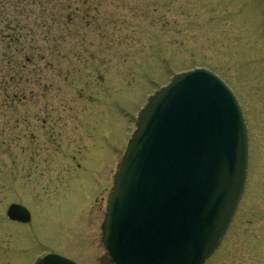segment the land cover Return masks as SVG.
Segmentation results:
<instances>
[{
  "label": "rangeland",
  "instance_id": "374dc122",
  "mask_svg": "<svg viewBox=\"0 0 264 264\" xmlns=\"http://www.w3.org/2000/svg\"><path fill=\"white\" fill-rule=\"evenodd\" d=\"M101 8L103 19L86 22L78 37L67 30L54 48L45 44L24 99L0 100V264L49 253L96 264L137 113L172 76L194 68L232 91L248 136L241 199L204 264H264V0H117ZM12 203L28 210V224L7 220Z\"/></svg>",
  "mask_w": 264,
  "mask_h": 264
},
{
  "label": "water",
  "instance_id": "95a60500",
  "mask_svg": "<svg viewBox=\"0 0 264 264\" xmlns=\"http://www.w3.org/2000/svg\"><path fill=\"white\" fill-rule=\"evenodd\" d=\"M107 201L102 246L114 264H204L241 199L248 136L236 97L194 68L173 76L138 112ZM11 221L30 213L7 207ZM37 264H76L47 254Z\"/></svg>",
  "mask_w": 264,
  "mask_h": 264
},
{
  "label": "trees",
  "instance_id": "16d2710c",
  "mask_svg": "<svg viewBox=\"0 0 264 264\" xmlns=\"http://www.w3.org/2000/svg\"><path fill=\"white\" fill-rule=\"evenodd\" d=\"M116 3L117 0H0V100L24 99L25 87L32 84L29 75L35 68L34 61L43 57L39 52L45 44L53 43L54 48L67 30L71 37H78L86 22L103 19L102 4ZM54 52L59 53L56 49Z\"/></svg>",
  "mask_w": 264,
  "mask_h": 264
},
{
  "label": "flooded vegetation",
  "instance_id": "af4514ba",
  "mask_svg": "<svg viewBox=\"0 0 264 264\" xmlns=\"http://www.w3.org/2000/svg\"><path fill=\"white\" fill-rule=\"evenodd\" d=\"M105 216V215H104ZM7 220L9 221V222H11V223H14V224H18V225H25V224H21V223H19V222H15V221H11L10 219H8L7 218ZM103 223H104V217H103ZM103 223H102V225H101V227H100V238H102V227H103ZM28 224V223H27ZM101 240V239H100ZM101 246L100 247H102V244H100ZM102 249H103V247H102ZM40 260V258H37V259H35L34 261H33V263L32 264H37L38 263V261ZM96 264H114L112 261H111V259L109 258V256H108V254H107V252L103 249V254H102V256L101 257H99L97 260H96Z\"/></svg>",
  "mask_w": 264,
  "mask_h": 264
}]
</instances>
